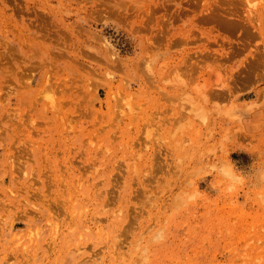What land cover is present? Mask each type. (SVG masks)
Instances as JSON below:
<instances>
[{
    "label": "rangeland",
    "instance_id": "rangeland-1",
    "mask_svg": "<svg viewBox=\"0 0 264 264\" xmlns=\"http://www.w3.org/2000/svg\"><path fill=\"white\" fill-rule=\"evenodd\" d=\"M260 1L0 0V264H264Z\"/></svg>",
    "mask_w": 264,
    "mask_h": 264
},
{
    "label": "clouds",
    "instance_id": "clouds-1",
    "mask_svg": "<svg viewBox=\"0 0 264 264\" xmlns=\"http://www.w3.org/2000/svg\"><path fill=\"white\" fill-rule=\"evenodd\" d=\"M211 171L214 175H218L223 179L224 191L229 196L248 180L249 175L258 185H264V168L256 169L250 174H246L243 170L238 169L230 158L227 162L221 161L213 165ZM187 198L190 202L195 203L199 198L198 192L189 193ZM261 199H264V197Z\"/></svg>",
    "mask_w": 264,
    "mask_h": 264
},
{
    "label": "bare ground",
    "instance_id": "bare-ground-1",
    "mask_svg": "<svg viewBox=\"0 0 264 264\" xmlns=\"http://www.w3.org/2000/svg\"><path fill=\"white\" fill-rule=\"evenodd\" d=\"M260 2L264 3V0H262ZM235 5H237V4H233L232 6L234 7ZM233 7L229 8V6H228L225 9H223V8L213 9V13L211 14V17L209 18V20H213L214 23H217L219 26L223 27V29L224 28H231L232 29V25L230 24V19L231 18H238V20H236V24H238V28H240L243 31L244 35H247V33L245 32V31H247V28H245V25L248 23H251V21H256L259 25H262V24L264 25V20H261L259 18V17H262V15L259 13L260 6L256 10H254V9H252L254 7V5H253L252 8H249V11H252V13L246 14L245 16H241L242 14H240V12L237 11V8L235 9ZM236 7H239V6H236ZM256 7L257 6H255V8ZM261 7L263 8V14H264V4L261 5ZM263 17H264V15H263ZM249 18H251V19L248 21H244V20H247ZM231 29H229V31H231ZM235 30H233V31H235ZM257 30L260 31L259 29H257Z\"/></svg>",
    "mask_w": 264,
    "mask_h": 264
}]
</instances>
